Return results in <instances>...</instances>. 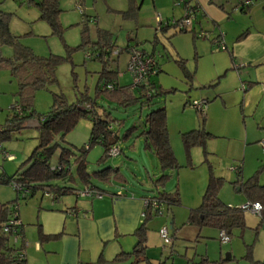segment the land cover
I'll use <instances>...</instances> for the list:
<instances>
[{
	"label": "rangeland",
	"instance_id": "1",
	"mask_svg": "<svg viewBox=\"0 0 264 264\" xmlns=\"http://www.w3.org/2000/svg\"><path fill=\"white\" fill-rule=\"evenodd\" d=\"M41 1L0 0V19L4 20L11 36L16 37L22 47L27 48L38 59H47L50 56L65 59L54 70L53 82L30 92L29 109L36 116L10 132L8 140L0 142V174H16L21 164L36 148L39 126L37 116L41 118L49 112L54 95H63L68 104L87 96L95 101L97 106L106 110L111 119L121 123L118 130L120 155L101 161L104 149L99 144H95L86 154L85 168L91 175L90 182L99 188L120 187L147 196L157 195L159 191L174 195L175 191H178L180 204L170 207L169 214L165 213V207L163 213L164 216L169 215V223L172 218L177 220V225L182 227V233L173 240L172 252L169 248L163 250L165 252L161 259L165 264H194L202 257L213 264H264V258H261L264 238L259 240L255 231L247 226L243 231L233 230L230 243L224 245L218 239V230L208 226L197 229L186 224L189 214L187 208L189 204L200 205L210 174L223 179L218 199L235 209L247 203L243 193L237 192V181H247L254 172L261 170L260 181L264 182V153L259 144L251 142L258 133H264V115L259 118L252 117L250 110L242 114L245 108L241 104L243 96L257 98L261 85L243 93L237 77L234 79L229 74L220 79L216 77L215 81L211 82L208 76H212L214 71L209 75L210 70L222 54H210L209 52H216L218 49L211 47L208 52L207 49L210 48L206 46L199 48L203 57L197 58L196 47L191 40L192 33L186 32L181 36L172 37L171 27L164 30L166 24L185 16L184 7L175 4L174 0H171L168 6H163V9L159 0H156V4L153 0H58L60 13L57 22L60 25V33L54 34L47 22L40 19V12L35 4ZM159 19L162 20L161 26ZM198 27L193 20L192 31L196 28V33L201 34ZM191 28L189 27V30ZM98 31L107 32L110 44L116 46H110L107 51L110 54L112 52V56L120 53L117 63L108 57L110 62L106 68L118 72L120 85L131 83L126 68L129 61L127 49L137 48L150 54L155 45L153 53L158 54L160 72L151 78L158 92L151 102L145 103L141 99L120 104L106 95L96 94L97 80L103 64L99 60L87 59L86 51L92 49L90 44L99 40ZM84 38L89 44L81 46ZM195 42H206L209 45L208 40L201 38L195 39ZM13 52L11 46L0 43V128L5 127L6 121L13 116L14 110L11 108L20 104L18 81L11 75L8 65L4 62L13 58ZM197 60L201 65L199 73L195 65ZM134 97L138 98L139 92L134 91ZM201 100L208 102L204 113L205 122H202V115L190 107L191 101ZM157 109L165 110L167 140L179 167L176 170L161 171L154 154L144 146L140 136L143 128H136L127 135L132 126L144 122L146 115ZM91 127L90 120L81 118L73 131L66 135L64 143L59 138H56L55 142L69 147L78 155V150L88 142ZM201 128L211 134L206 141V154L202 148L194 147L189 150L188 157L184 151L181 134ZM247 133L249 140L252 138L251 141H246ZM4 151L14 159H5ZM58 155L57 149L51 156V164H56ZM69 166L73 181H68L67 177L54 180L51 184L82 189L83 184L78 180L72 157L69 159ZM237 166L242 169L240 175L233 171ZM105 168L118 169V178L112 177L110 182L105 184L93 177V173ZM164 174L167 178L160 184L157 181ZM194 185H197L198 191L201 190L199 194H195L197 191ZM16 194L12 185L1 183L0 205L15 201ZM40 197L41 194L37 193L32 198L28 197L27 201L20 198L17 206L19 212L22 215L29 214L28 217L34 216V207L39 206ZM239 199L243 203L238 206L236 203ZM28 230H31V227H28ZM169 232L171 233L170 228ZM20 243L21 240L16 245L19 246ZM249 247L251 260L247 258ZM259 254L261 255L257 263L255 256Z\"/></svg>",
	"mask_w": 264,
	"mask_h": 264
},
{
	"label": "trees",
	"instance_id": "2",
	"mask_svg": "<svg viewBox=\"0 0 264 264\" xmlns=\"http://www.w3.org/2000/svg\"><path fill=\"white\" fill-rule=\"evenodd\" d=\"M32 1V0H31ZM82 1V0H77ZM37 10L40 12V19L47 22L50 26L53 34L60 33V25L57 22L60 9L58 6V0H42L40 3L35 4ZM250 8H242L240 12H245ZM1 14V13H0ZM165 30V29H164ZM177 31V30H176ZM99 32V31H98ZM179 33H186L184 31H177ZM101 34V33H100ZM84 42L81 46H85L88 43L86 38L83 39ZM99 36V41L97 43H92L91 52L95 56L91 60H99L102 62V70L99 73L97 92L98 96L106 95L108 98L118 101L120 104H126L127 102H136L138 100H143V102L148 103L153 100L155 96L158 95L154 82H150L149 88H142L137 90L139 92V97H134L133 94H128L126 91L127 86H121L118 83V74L113 72L111 69H106L108 66L107 57L104 54L109 55L104 47H108V44L102 45ZM212 42V41H211ZM0 43L7 44L14 49L13 58L4 61L9 69L12 76H14L19 85L20 92V104L17 105L18 111L14 108V114L9 118L7 125L0 128V142L6 141L10 138V132L24 125L27 120L35 117L34 112L29 109V94L31 91L37 90L40 87L46 85V83L53 82L55 80L54 73L58 65L61 64L65 59L50 56L47 59H38L34 56L27 48L22 47L16 37L11 36L7 24L4 20L0 19ZM110 48V46H109ZM159 73V71H158ZM112 84V90H105L106 85ZM153 89L155 93L151 98H145V91ZM90 103L91 109H86L84 105ZM110 114L106 112L103 108L97 106L95 101H92L87 96H82L76 102L68 104L63 95H54L52 106L49 112L44 117H38L39 121L38 127V137L36 148L32 151L31 155L21 164L20 169L13 176H7L5 174H0V184H10L18 185L24 194L16 191V200L10 203L0 205V264H26L25 253L22 255L23 259L19 260V256L24 252L23 245L17 246L11 240V236L4 234L1 225L8 222L14 208L18 210V201L20 198L23 200L28 197H33L35 194H42L45 196L46 193L53 195V199L57 200L60 196L67 194L78 193V191L84 188H90L93 191H99L95 185H92L90 180L91 175L87 172L86 167V154L95 145L99 144L104 149V156L101 161L106 158H112L109 156V152L113 146H119V128L121 123L114 121L109 117ZM88 119L91 121L90 136L87 144L78 150V155L73 153L72 149L66 146H61L56 143V138H59L62 143H64V138L66 135L76 126L78 121L81 119ZM166 115L164 109H157L146 115L142 126L139 124L134 125L128 131H134L136 128H143L140 136L145 138L144 146L147 150L153 151L158 165L161 171L167 169H177L179 168L176 164L175 156L171 150L168 134L166 130L165 121ZM204 122V118L202 120ZM9 124V125H8ZM112 126L113 129H108ZM114 134V137L111 136ZM126 135V136H127ZM125 136V138H126ZM210 137L203 128L195 129L186 133L181 134V140L186 151L187 156L192 148L199 147L202 148L205 153V145L207 138ZM59 150V155L57 156L56 164H51L50 159L56 150ZM5 153V151L3 152ZM121 153V150H120ZM118 155H120L118 153ZM117 155V156H118ZM70 157L74 158V168L77 177L83 184L82 189H75L74 187H60L51 184L54 180L65 179L69 177L68 181H73L71 175V169L69 166ZM261 170L254 172L253 176L247 179V181H237L236 186H239V192L243 193L246 198L247 203L261 205L260 220L263 221L264 217V182L260 181ZM237 175L241 174V167L238 168ZM167 175H162L157 181L160 184ZM95 179L100 180L102 183H109L112 177L118 178V169L105 168L99 172L93 173ZM123 180V178H122ZM124 181V180H123ZM223 183L222 178H215L210 174L205 192L202 196L201 204L199 208L191 210L188 217V225L200 229L204 226L212 227L216 230L224 231L226 235L231 238L232 231L238 229L243 231L246 228L244 213L248 211L241 210L240 208H233L223 204L218 199V191ZM153 198L158 199L166 208L175 207L180 204L179 194L176 190L174 195L167 193L165 191H159ZM157 216L154 212L149 210V208L144 211L143 222L134 232V237L136 238V243L133 250L130 253H121L112 262H106L103 256L99 258L96 264H137L141 261L146 260L145 251L146 238H147V222L153 217ZM262 225L263 222H260ZM17 230V229H16ZM20 231H16L21 235L22 238V226L19 228ZM22 242V240H21ZM173 246V245H172ZM172 247L169 249L171 251ZM132 260L127 263L129 259ZM247 258L251 260V249L247 248ZM208 259L202 257L201 260L195 262L194 264H213ZM226 261H228L226 259Z\"/></svg>",
	"mask_w": 264,
	"mask_h": 264
},
{
	"label": "crops",
	"instance_id": "3",
	"mask_svg": "<svg viewBox=\"0 0 264 264\" xmlns=\"http://www.w3.org/2000/svg\"><path fill=\"white\" fill-rule=\"evenodd\" d=\"M18 1L22 2L23 0ZM153 1L156 4V0ZM236 1L189 0L191 5L195 4L199 9L195 15V23L199 26V31L207 33L210 39L222 36L226 50L222 51L216 48L210 39H208L209 45L206 42H195L197 39L196 28L191 34V40L196 47L197 58L203 57L199 53V48L203 49L206 46L210 48L207 49L208 52L211 47L215 50L218 49L216 52L214 50L212 53L209 52L210 54H222L210 70L209 75L214 71L212 76H208L211 82L215 81L216 77L220 79L229 74L234 79L237 77L241 87L246 88L243 93H246L252 87L264 85V0H255V4L251 5L245 12L234 10ZM159 2L163 9V6H168L171 0H159ZM99 33L103 39L100 40L102 45L108 44L113 48L116 47L110 44L107 32L99 31ZM181 34L173 29L171 36L178 37ZM109 46L103 49L108 52ZM154 46L151 53L155 51ZM143 52L147 53L146 51ZM104 55L110 62L111 54ZM117 60L118 58L113 62L117 63ZM199 62L197 60L195 64L198 73L201 69ZM116 67L118 66L116 65ZM112 71L118 74L117 71ZM259 92H262L261 87L255 99L253 96L242 97L241 104L245 108L242 114L246 110H250L252 117L259 118L264 115V93ZM209 135L211 136L210 133ZM248 135L247 133L246 141H251L252 138L249 140ZM262 135L264 133H258L251 142L255 141L254 143L258 144L263 137ZM6 154L10 155L9 153ZM196 186L194 185V187ZM96 188L103 191L104 196L101 199L80 198L76 196V193H70L54 200L41 194L39 206L34 207V216L28 217L29 214L26 215L25 213L22 215L18 209V219L22 225L21 232H23L22 242L19 246L23 245L26 264H96L101 256L106 262H112L121 253H130L133 250L136 243L133 234L144 219L145 210L142 201L156 195L137 194L120 187L111 189L96 186ZM75 189L79 190V188ZM195 191H197L195 194H199L201 190L198 191L196 187ZM237 201L236 205L238 206L243 203L241 199ZM228 204L230 205V203ZM17 205L19 206V203ZM193 205L189 204L187 208L188 217L191 210L199 208V205ZM72 210L75 211L74 215L69 214ZM168 212L170 213V208H166L165 213L169 214ZM165 213H162L161 217L155 216L147 222L148 232L146 250H144L146 260L137 264H165L161 259L165 251L160 248L162 243L159 236L160 229L167 227L169 231L170 228L171 233H169L173 240L182 233V227L177 225V220L172 218L169 223V215L164 216ZM244 218L245 225L255 231L259 240L264 238V228H262L264 227V217L261 221L260 216L245 212ZM260 222H263L262 225ZM186 224L188 225V220ZM28 227H31V230H28ZM262 254L261 258H264V251ZM260 255L255 256L257 263ZM131 260L132 258L127 263Z\"/></svg>",
	"mask_w": 264,
	"mask_h": 264
},
{
	"label": "built area",
	"instance_id": "4",
	"mask_svg": "<svg viewBox=\"0 0 264 264\" xmlns=\"http://www.w3.org/2000/svg\"><path fill=\"white\" fill-rule=\"evenodd\" d=\"M175 4H179L181 6L184 7L185 10V16L184 18H181L179 20L176 21H172L169 24H166V29L171 27L172 29H175L177 31H184V32H190V33H194L192 31V22L193 20H195V15L198 12V6L193 4L191 5L190 2L185 1V0H174ZM255 3V0H237L236 1V5L234 6V10L235 11H239L242 8H246L249 7L251 5H253ZM159 26L162 25V20L159 19L158 20ZM189 27L191 28L189 30ZM165 29V28H164ZM197 38H201V39H205L208 40L210 39L205 33L201 32V34H196ZM220 37L214 38V39H210L213 43V45L216 46V48H218L219 50L225 51L226 47L223 43V40ZM128 53H129V61H128V65H127V73L130 76L131 79V83L130 85H127L126 88V93H130L133 94L134 91L137 90H141L142 88H149L150 82H151V78L155 77L158 75V71H159V66H158V54L155 53H150L147 54L143 51L138 50L137 48H128ZM87 54V59H92L94 56L93 53L91 51H86ZM120 54V53H119ZM119 54L112 56V52H111V57L112 60H116L119 56ZM97 54H95L96 56ZM94 56V57H95ZM261 91L264 92V85H261ZM243 91H245V87H241ZM105 90H112L113 86L112 84L106 85L104 87ZM155 93V91L153 89H149L145 91V98L149 99L151 98V96ZM91 104L87 103L85 106L86 109H91ZM206 105H207V101L206 100H201V101H191L190 103V107H192L194 110H196L197 112H199V114L202 115L203 118H205V112H206ZM14 109H16L17 111L19 110L18 107H14ZM108 129H113L112 126H110ZM111 136L114 137V134H112ZM258 144L260 145L259 148H261V151L264 153V137L258 142ZM118 153H120L119 147L118 146H113L109 152V156L110 157H116L118 155ZM5 159L12 161L13 158L12 156L4 153ZM240 166H237L235 168H233V171H235L236 173L238 172V168ZM13 188L15 190H17L18 192H21L22 194H24V192L22 191V189L18 186V185H13ZM46 197H50L53 198L54 196L46 193L45 194ZM76 196L80 197V198H89V199H101L104 195L101 192H96L91 190L90 188H84L81 191H78V193L76 194ZM143 206H144V210L149 208V210L151 209L152 212H154L155 214H157V216L163 215L162 213L164 212V205L161 203V201H159L156 198L150 197V198H145L143 201ZM241 210L244 211H248L251 212L252 214L256 215V216H260V213L262 211V207L260 204L255 203V204H243L242 206L239 207ZM75 211H70L69 214L70 215H74ZM143 217H144V213H143ZM21 222L18 219V210H16V208H14V211L9 219L8 222L4 223L1 225V228L4 232V234H8L11 236V239L14 240V244H16L18 241L22 240L21 235L16 232V231H20L19 228L21 227ZM17 229V230H16ZM159 236H160V240L162 242V249H166V248H171L173 245V238L172 235L169 233L167 227H163L160 229L159 231ZM219 241L222 244H227L230 243L231 239L228 235H226V233L224 231H220L219 234L217 235ZM24 252H22L19 256V260L23 259V255Z\"/></svg>",
	"mask_w": 264,
	"mask_h": 264
},
{
	"label": "water",
	"instance_id": "5",
	"mask_svg": "<svg viewBox=\"0 0 264 264\" xmlns=\"http://www.w3.org/2000/svg\"><path fill=\"white\" fill-rule=\"evenodd\" d=\"M139 126L141 127V126H142V123H140V124H139ZM144 140H145V138H143V140H142V141H144Z\"/></svg>",
	"mask_w": 264,
	"mask_h": 264
}]
</instances>
